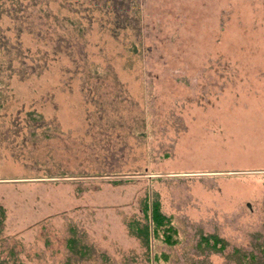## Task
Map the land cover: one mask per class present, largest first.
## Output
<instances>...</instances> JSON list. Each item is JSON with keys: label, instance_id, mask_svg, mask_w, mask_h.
<instances>
[{"label": "rangeland", "instance_id": "374dc122", "mask_svg": "<svg viewBox=\"0 0 264 264\" xmlns=\"http://www.w3.org/2000/svg\"><path fill=\"white\" fill-rule=\"evenodd\" d=\"M124 1L0 0V264H264V0Z\"/></svg>", "mask_w": 264, "mask_h": 264}, {"label": "trees", "instance_id": "16d2710c", "mask_svg": "<svg viewBox=\"0 0 264 264\" xmlns=\"http://www.w3.org/2000/svg\"><path fill=\"white\" fill-rule=\"evenodd\" d=\"M129 0H125L124 3H127V8H129ZM125 6V7H126ZM129 180H115L113 184H121L123 182H128ZM141 213H142V223L139 221H133L129 224V233L131 236L138 239L142 245L149 249L150 242L152 240H159L161 243L174 246L178 243L176 238L177 231L174 228L170 217L166 216L161 210V203L158 198V195L150 190H147L141 204ZM4 220V209L0 206V233L2 229V224ZM76 239L71 238L68 240V247L71 252L84 256L86 249L81 247L80 250L76 249ZM227 244L224 240L220 239L216 235H203L199 234L197 241V248L201 251H212V252H223ZM234 258L238 264H246L247 257L246 255L240 253L239 250L233 249L232 251ZM161 257L166 260L167 256L162 254ZM158 259L157 256H153L152 259Z\"/></svg>", "mask_w": 264, "mask_h": 264}]
</instances>
